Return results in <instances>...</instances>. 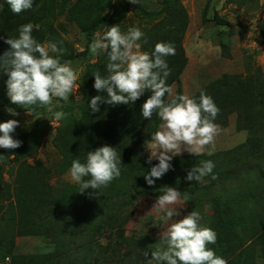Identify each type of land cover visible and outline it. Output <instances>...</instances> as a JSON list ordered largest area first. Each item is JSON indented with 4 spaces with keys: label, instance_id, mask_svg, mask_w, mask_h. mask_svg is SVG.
Instances as JSON below:
<instances>
[{
    "label": "trees",
    "instance_id": "trees-1",
    "mask_svg": "<svg viewBox=\"0 0 264 264\" xmlns=\"http://www.w3.org/2000/svg\"><path fill=\"white\" fill-rule=\"evenodd\" d=\"M161 1L163 12L147 15L156 22L145 30L144 38L139 41L140 50L151 53L158 42L174 46L175 55L165 58L171 70L166 83L170 87L175 84V95H182L180 75L187 60L181 43L187 15L182 8L175 7V0ZM249 1L237 2L244 6ZM119 13L120 9L112 0H33L31 9L14 14L6 0H0V56L10 48L4 41L9 37L18 38L20 26L32 23V36L38 42H57L65 49L63 54L53 53L54 58L61 64L75 61L87 56L95 33L106 32ZM61 16L78 27L85 42L82 52L74 51L61 40L64 28L61 24L54 25ZM260 32L264 38V19ZM222 48L228 51L227 45ZM108 62L107 54L100 52L93 64H86L78 80L80 103L75 104L71 95L67 101L60 100L59 105L58 98H53V111L63 112L64 117L56 119L52 144L61 158V172L70 170L74 159L85 163L88 151L104 145L115 147L121 156L120 177L102 188L99 197L92 189L79 193L80 187L59 192L45 183L49 169L38 160L33 164L27 162L28 158H35L49 121L54 117L50 113L45 122H36L27 133H20V126L17 127L12 136L22 142L21 147L0 149L2 162L16 163L15 177L19 183L11 193L0 188V197H5L4 191L10 198L4 217L0 216V257L11 256L15 236L42 235L50 237L53 251L39 256L34 264H76L75 256L70 253L77 240L84 246L80 253L82 264H149L152 250L157 245L165 248L166 245L159 243L161 240L127 236L124 226L139 198L156 200L163 194L160 188L170 186L181 192L186 213L198 211L201 226L215 231L216 243L208 247L227 264L242 261L247 264L250 255L255 253L264 261V73L258 67H248L244 74H225L190 96L199 102L203 90L212 97L220 110L213 121L219 129L226 128L229 116L235 115L234 128L246 134L244 143L211 155L173 157V169L149 186L144 173L158 161L147 163L146 145L161 124L156 113L150 120H145L141 114V106L151 93L146 91L130 104H100V111L95 113L89 107L92 97L107 95L93 87V74L98 71L106 76ZM7 79V73L0 70V109L11 108L17 115L25 113L34 121L41 118L46 107L22 106L10 101ZM203 160L214 162L216 179L208 176L200 182L187 181V172ZM1 171L0 167V185L3 183ZM207 209L210 213L206 216ZM69 223H77L79 230L69 232ZM101 237L107 239L105 244L98 242ZM24 259L30 257L16 260Z\"/></svg>",
    "mask_w": 264,
    "mask_h": 264
},
{
    "label": "clouds",
    "instance_id": "clouds-1",
    "mask_svg": "<svg viewBox=\"0 0 264 264\" xmlns=\"http://www.w3.org/2000/svg\"><path fill=\"white\" fill-rule=\"evenodd\" d=\"M12 13L20 14L33 6V0H6ZM131 4H140L141 0H128ZM38 29L39 25H35ZM34 25L27 23L18 29V38H8L4 43L10 48L0 56V70L7 73V95L14 104L46 107L52 116L59 120L63 112H54L53 98L67 101L76 88L77 73L70 66L71 62L61 64L50 53L63 54L65 49L57 42L40 43L33 36ZM144 33L137 27H130L126 33L119 25H113L101 36L93 38L89 45L90 52L96 55L105 52L108 56L107 75L95 72L93 87L97 92L106 93L91 98L89 107L92 112L100 111V104L120 105L137 101L145 92L151 95L141 106V114L150 120L156 113L162 123L159 130L147 141L149 153L147 163L152 165L144 179L149 186L173 169V157L187 152L194 156L203 154L208 145L214 144L218 126L213 122L219 113L218 106L211 96L200 91L199 102L187 95H174L172 87L166 81L170 75L166 57L175 55L171 43L158 42L151 53L140 51L138 43ZM146 42V39H145ZM62 41L59 45H62ZM169 99L165 101V95ZM8 112L16 115L11 108ZM32 114L33 113H30ZM19 122L9 119L0 123V148L17 149L22 142L14 139L12 133L19 127ZM211 155V151L208 153ZM121 156L115 147L104 145L88 151L86 162L74 159L70 168L72 180L80 184L79 193L87 189L94 190L96 197L100 191L121 175ZM215 164L212 160L200 161L194 165L185 177L187 181L200 182L213 174ZM90 177V179H84ZM152 207V212L163 213L162 219L167 224L159 240L165 247L157 245L151 252L149 264H227L217 256L209 244H215L217 235L214 230L202 227L198 211H191L182 219L181 192L175 187L163 186ZM147 256V251L145 252Z\"/></svg>",
    "mask_w": 264,
    "mask_h": 264
},
{
    "label": "rangeland",
    "instance_id": "rangeland-1",
    "mask_svg": "<svg viewBox=\"0 0 264 264\" xmlns=\"http://www.w3.org/2000/svg\"><path fill=\"white\" fill-rule=\"evenodd\" d=\"M237 1L175 0V7L182 8L187 15L186 29L181 43L187 60L186 66L180 75L182 95L190 97L209 82L219 79L225 74H244L248 67H258L264 73V38L260 32V26L264 19V0H250L244 6H239ZM112 2L120 9L119 16L113 22V25H119L124 33L130 27H137L144 33L156 22L147 15L163 12L161 0H141L140 4L135 5L129 3L128 0H112ZM56 24H61L64 28L60 36L61 40L69 44L74 51L82 52L85 42L78 27L74 23L66 22L64 16L59 17L54 25ZM104 33L103 30H100L95 33L94 37L98 34L102 36ZM223 45L228 46L227 52L225 48H222ZM50 55L53 56V53H50ZM95 61L96 55H93L89 49L87 56L78 58L70 64L78 77L76 88L71 94L75 104L81 101V92L78 85L79 77L86 64H93ZM171 87L175 95L176 85L174 84ZM168 99L167 94L166 100ZM49 114L50 112L46 110L37 121L29 117H16L15 115H12V119L16 118L15 120L19 122L20 133H27L36 122H45L49 118ZM8 116L11 117L8 108H1L0 123L6 122L3 119ZM55 120L53 118L49 121L50 126L41 140L35 158H28L27 162L33 164L35 160L40 161L42 166L50 171V174L45 178V183L59 192H65L79 188L80 184L72 180L70 170L61 172V158L52 144L56 131ZM234 123L235 115H230L227 127L224 129L218 128L219 131L214 139V144L206 146L203 154L209 155V151L214 154L231 150L244 143L246 134L236 132ZM147 155H149L148 152ZM181 155L191 154L183 152ZM0 167L3 180L0 188L2 190L8 189L11 193L19 184L15 177L17 165L13 161L5 160L2 162L0 159ZM3 194L5 197H0V216L4 217V210L10 202V198L4 191ZM155 201L150 197H144L139 198L134 203L131 217L124 226L127 236L159 240L167 222L162 219L163 213L151 211ZM181 201L184 203L182 199ZM186 209L184 203L182 208H178L181 215L174 217V219H182L187 215ZM209 213V209H207L205 215L207 216ZM199 223L201 225V219ZM69 227V232H76L80 228L77 223H69ZM98 242L105 244L107 239L101 237ZM12 243L11 256H6L3 259L0 257V264H34L39 261V256L53 251L49 236H15ZM159 243L163 244L162 241H159ZM72 248L70 255L75 256L74 261L76 264H82L80 253L83 252L84 246L77 240ZM22 257H30V259L16 260ZM250 257L251 260L249 259L250 261L247 264H264L258 253L250 255ZM6 259H8L7 262ZM90 264L96 263L91 262ZM240 264H244V261Z\"/></svg>",
    "mask_w": 264,
    "mask_h": 264
},
{
    "label": "built area",
    "instance_id": "built-area-1",
    "mask_svg": "<svg viewBox=\"0 0 264 264\" xmlns=\"http://www.w3.org/2000/svg\"><path fill=\"white\" fill-rule=\"evenodd\" d=\"M15 116H16V117H19V116H20V117H21V116H25V117H29V118L33 119L32 117H30L29 115H27V114H25V113H24L23 115H17V114H16ZM12 117H13V116H11V117L8 116V117L5 118V120H7V119H9V118L12 119ZM15 119H16V118H15ZM55 123H56V126H57V122H56V120H55ZM0 149H3V148H0ZM7 261H8V259H6V262H7Z\"/></svg>",
    "mask_w": 264,
    "mask_h": 264
}]
</instances>
